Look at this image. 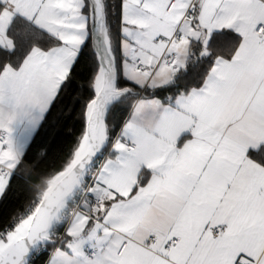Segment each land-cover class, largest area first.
Masks as SVG:
<instances>
[{"label": "snow or ice", "instance_id": "1", "mask_svg": "<svg viewBox=\"0 0 264 264\" xmlns=\"http://www.w3.org/2000/svg\"><path fill=\"white\" fill-rule=\"evenodd\" d=\"M0 264H264V0H0Z\"/></svg>", "mask_w": 264, "mask_h": 264}]
</instances>
